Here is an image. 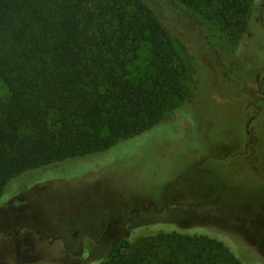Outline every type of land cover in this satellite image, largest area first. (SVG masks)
Segmentation results:
<instances>
[{
  "label": "trees",
  "instance_id": "16d2710c",
  "mask_svg": "<svg viewBox=\"0 0 264 264\" xmlns=\"http://www.w3.org/2000/svg\"><path fill=\"white\" fill-rule=\"evenodd\" d=\"M213 1L233 45L212 65L227 77L240 65L248 78L238 85L254 103L251 111L243 108L246 139L238 141L236 125L228 128L236 129L234 140L219 142L229 148L227 155L199 154L194 147L190 156L199 161L182 179L195 186L198 204L261 219L217 203L216 196L199 198L193 176L220 159L264 164V0ZM144 44L151 48L149 85L130 72ZM184 75L170 31L145 0H0V81L10 94L8 102H0V199L12 181L32 171L98 157L159 127L177 125L186 135L202 127L205 114L195 112L206 89H188ZM260 211L264 215L262 203ZM216 222L201 217L184 231L173 224L138 228L134 233L143 234L138 239L132 233L104 257L82 264H143L145 250L133 249L156 239L177 240L195 252L160 264H264L263 245L252 246L238 235L235 222ZM160 229L165 231L146 233Z\"/></svg>",
  "mask_w": 264,
  "mask_h": 264
},
{
  "label": "rangeland",
  "instance_id": "374dc122",
  "mask_svg": "<svg viewBox=\"0 0 264 264\" xmlns=\"http://www.w3.org/2000/svg\"><path fill=\"white\" fill-rule=\"evenodd\" d=\"M145 1L171 33L185 67L184 85L197 91L206 89L195 112L205 114L202 127L187 135L177 125L159 127L98 157L67 161L12 181L0 199V264L93 262L121 239L132 237L138 228L173 224L177 231H184L201 217L213 225L220 219L235 222L238 235L252 246H264V215L260 211L264 204L263 163L220 159L206 170L196 168L193 175L199 198L216 196L217 203L261 219L250 220L228 209L198 204L195 186L182 179L199 161L190 156L194 147L199 154L227 155L229 148L219 142L230 144L236 129L228 128L236 125L242 138L237 140L246 139L243 108L251 111L254 103L238 85L248 78L240 72V65L234 64L228 77L212 65L233 45L219 4L212 0L196 5L181 0ZM151 65V48L144 44L130 68L131 76L149 85ZM9 99L8 89L0 81V102ZM161 231L165 230L146 233ZM139 234L135 232L133 239L143 235ZM140 248L146 252L143 264H160L172 257L186 259L195 253L192 246L173 239L139 242L133 250ZM261 251L264 254V248Z\"/></svg>",
  "mask_w": 264,
  "mask_h": 264
}]
</instances>
